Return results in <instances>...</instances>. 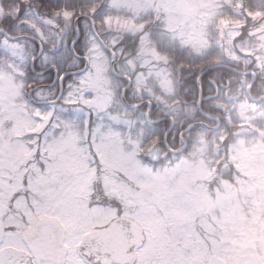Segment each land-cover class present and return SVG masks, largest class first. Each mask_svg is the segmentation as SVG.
<instances>
[{
    "label": "snow or ice",
    "instance_id": "snow-or-ice-1",
    "mask_svg": "<svg viewBox=\"0 0 264 264\" xmlns=\"http://www.w3.org/2000/svg\"><path fill=\"white\" fill-rule=\"evenodd\" d=\"M149 8L0 0V264H144L104 180L138 107L126 102L139 75L124 67L127 32L113 22L139 23L141 38Z\"/></svg>",
    "mask_w": 264,
    "mask_h": 264
},
{
    "label": "rangeland",
    "instance_id": "rangeland-1",
    "mask_svg": "<svg viewBox=\"0 0 264 264\" xmlns=\"http://www.w3.org/2000/svg\"><path fill=\"white\" fill-rule=\"evenodd\" d=\"M147 3L146 21L153 29L137 38L139 57L130 56L124 65L139 73L126 100L138 105L125 117L124 141L131 145L109 162L115 179L104 180L124 209L120 224L126 246L144 264H208L211 256L228 264H264V101L253 103L246 96L248 77L236 94L220 91L216 103L225 108L222 118L202 110L200 102H185L174 65L151 44H177L198 57L216 52L247 66L243 71L258 79L262 94L264 49L255 51L263 25L242 42L235 36L243 25L233 13L236 0ZM113 23L129 37L141 28L131 20ZM196 110L201 124H194ZM209 115L219 122H209Z\"/></svg>",
    "mask_w": 264,
    "mask_h": 264
},
{
    "label": "trees",
    "instance_id": "trees-1",
    "mask_svg": "<svg viewBox=\"0 0 264 264\" xmlns=\"http://www.w3.org/2000/svg\"><path fill=\"white\" fill-rule=\"evenodd\" d=\"M236 1H238V6L235 7L236 11L233 13L237 16L238 20L243 23V25L239 27L242 34L241 37L245 36L248 40L250 38V36H248V32L250 30H255L261 25H263L264 28V0ZM150 22L151 21H148L146 23L149 30L153 29L152 22ZM262 32L259 30V34L261 35L259 39L261 41V47L258 51L254 50L257 54H261L262 49H264V31ZM154 41L155 40H151L152 44H154ZM124 44L125 50L130 56L139 57L142 46L139 40H137V36L134 35V37H129L126 34ZM155 46L160 54L165 55L168 58L169 63L174 65V73L177 78L180 77L179 82H182L183 84L179 83V92H181L182 98L184 97V100H186L185 102L191 103L194 102V100L196 101L198 98L199 88L202 90L204 95L212 93L213 82L217 86L228 82V85L224 88H229V91L234 93L239 87H242V85L239 84V79H241L240 75L230 69L219 66V64L226 63V61L220 55L215 54L216 52H210V55L207 57H198L188 54L187 49H180L177 44H172L166 46L165 48H162L157 44ZM207 68L209 69L207 70ZM237 68L246 69L248 67L241 65V67ZM202 71L205 72L199 78V82H197L196 77ZM187 75L190 76L187 77ZM260 89V82L256 78V82L252 85L251 90L256 94H259ZM200 108L202 110H207V101H202L200 103ZM196 116L199 118H197V120L194 118V121L202 119L200 118V113L198 111L196 112ZM155 137L159 138L161 135L157 134ZM169 140L171 139H168L167 137V141Z\"/></svg>",
    "mask_w": 264,
    "mask_h": 264
},
{
    "label": "water",
    "instance_id": "water-1",
    "mask_svg": "<svg viewBox=\"0 0 264 264\" xmlns=\"http://www.w3.org/2000/svg\"><path fill=\"white\" fill-rule=\"evenodd\" d=\"M209 264H223L221 260L217 257H211L209 260Z\"/></svg>",
    "mask_w": 264,
    "mask_h": 264
},
{
    "label": "flooded vegetation",
    "instance_id": "flooded-vegetation-1",
    "mask_svg": "<svg viewBox=\"0 0 264 264\" xmlns=\"http://www.w3.org/2000/svg\"><path fill=\"white\" fill-rule=\"evenodd\" d=\"M231 67H233V66H231ZM234 68V67H233ZM236 69V68H235ZM209 122H211L210 120H208ZM120 235V234H119ZM120 237H121V235H120Z\"/></svg>",
    "mask_w": 264,
    "mask_h": 264
}]
</instances>
